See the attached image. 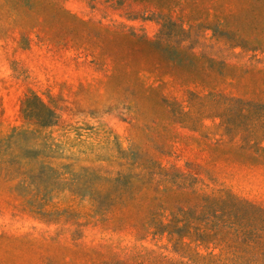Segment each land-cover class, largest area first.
<instances>
[{"label":"rangeland","instance_id":"374dc122","mask_svg":"<svg viewBox=\"0 0 264 264\" xmlns=\"http://www.w3.org/2000/svg\"><path fill=\"white\" fill-rule=\"evenodd\" d=\"M14 142L0 264H264V0H0Z\"/></svg>","mask_w":264,"mask_h":264},{"label":"trees","instance_id":"16d2710c","mask_svg":"<svg viewBox=\"0 0 264 264\" xmlns=\"http://www.w3.org/2000/svg\"><path fill=\"white\" fill-rule=\"evenodd\" d=\"M235 34V31L233 32ZM241 43V41L239 42H235L234 44L236 46H239ZM211 94H213L214 96H216L219 99H224V101L222 102V104L226 103V101L229 102H233L235 101V96L232 94H227L225 92H214V91H210ZM35 98L34 96L29 99ZM234 98V99H233ZM26 100V101H27ZM25 101V102H26ZM219 110H213L211 114L212 116L210 117H217V115H215V113H217ZM224 112V111H222ZM25 113V112H24ZM27 114L26 117L28 116L29 118H31L30 114ZM234 114H242L239 111H234ZM25 117V118H26ZM28 119V118H27ZM36 121V120H35ZM38 125V120L35 122ZM47 126V125H46ZM4 147H11L8 150H14V152L12 153L11 151L5 152L2 157L5 158V161L3 162V164L0 166V170H2L3 176L2 179H6V180H12V179H16L17 181H19L21 183V187L25 188V183H29L30 186L32 187H38L41 184L40 183H44L42 181H37V179H44V169L42 167H37V169L33 168V164H31L30 166L28 165L27 162H25L27 164V166H24L21 160V158L18 156L17 154V148H19L16 144V142H14L13 146L7 145ZM3 147V148H4ZM87 178H89V176H86ZM37 181V182H36ZM40 182V183H39ZM124 187L122 188L123 192L126 193L129 191V181L125 180L123 181ZM81 194V193H78ZM132 192L129 193V195H131ZM95 195V194H93ZM111 197H114L116 201L120 202L122 205L125 204V200L122 197H119L117 195L114 194V192L112 191V189L109 190L108 194ZM231 195V194H230ZM228 198L234 199L232 196H228ZM40 202L36 203L34 205H32V209L37 210L38 206H43V207H49L52 204L50 203L48 198H40ZM32 212V211H31Z\"/></svg>","mask_w":264,"mask_h":264}]
</instances>
